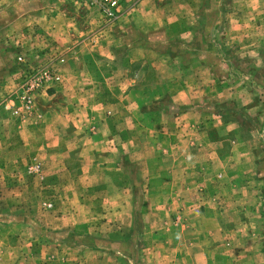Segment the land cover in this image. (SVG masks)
<instances>
[{
    "label": "rangeland",
    "instance_id": "374dc122",
    "mask_svg": "<svg viewBox=\"0 0 264 264\" xmlns=\"http://www.w3.org/2000/svg\"><path fill=\"white\" fill-rule=\"evenodd\" d=\"M191 254L264 264V0H0V264Z\"/></svg>",
    "mask_w": 264,
    "mask_h": 264
},
{
    "label": "built area",
    "instance_id": "2783aa9c",
    "mask_svg": "<svg viewBox=\"0 0 264 264\" xmlns=\"http://www.w3.org/2000/svg\"><path fill=\"white\" fill-rule=\"evenodd\" d=\"M125 0H94L101 12L109 18L116 17L117 12ZM57 69L51 67L37 69L24 79L20 86V96L18 100L29 109L33 105L34 95L41 90L46 89L51 83L59 81ZM17 112V111H15Z\"/></svg>",
    "mask_w": 264,
    "mask_h": 264
},
{
    "label": "crops",
    "instance_id": "0c3cea01",
    "mask_svg": "<svg viewBox=\"0 0 264 264\" xmlns=\"http://www.w3.org/2000/svg\"><path fill=\"white\" fill-rule=\"evenodd\" d=\"M205 215V214H203ZM206 216V215H205ZM210 217V215H208ZM211 218V217H210ZM205 247L207 248V246L205 245ZM201 250H203V253H206L205 250H204V247L202 246H197V245H192L190 247V251L188 250V252H193L195 251L196 253L197 252H200ZM221 252V251H219ZM193 255H186V257H181V259H170V260H165L163 258H160V259H157L156 257H152L150 258L149 260H143V261H137V260H133L132 264H189L188 263V258H192ZM196 257V255L194 254V258ZM238 262V263H237ZM240 261L237 260L234 264H239ZM233 264V263H232Z\"/></svg>",
    "mask_w": 264,
    "mask_h": 264
}]
</instances>
